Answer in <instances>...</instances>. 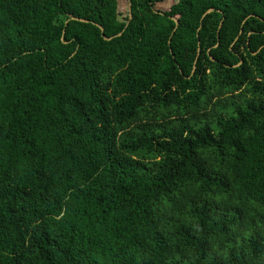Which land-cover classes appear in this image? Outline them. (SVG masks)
<instances>
[{"label": "trees", "instance_id": "16d2710c", "mask_svg": "<svg viewBox=\"0 0 264 264\" xmlns=\"http://www.w3.org/2000/svg\"><path fill=\"white\" fill-rule=\"evenodd\" d=\"M125 1L0 0V264H264V0Z\"/></svg>", "mask_w": 264, "mask_h": 264}, {"label": "rangeland", "instance_id": "374dc122", "mask_svg": "<svg viewBox=\"0 0 264 264\" xmlns=\"http://www.w3.org/2000/svg\"><path fill=\"white\" fill-rule=\"evenodd\" d=\"M176 0H159V2L155 5V10L157 11H166L169 6L174 3ZM119 12L122 14L126 13L128 9V3L125 0H119L118 6Z\"/></svg>", "mask_w": 264, "mask_h": 264}, {"label": "water", "instance_id": "95a60500", "mask_svg": "<svg viewBox=\"0 0 264 264\" xmlns=\"http://www.w3.org/2000/svg\"><path fill=\"white\" fill-rule=\"evenodd\" d=\"M129 12H130V5H129ZM212 12H213V11L210 10V11H208V12L206 13V15H207V14H210V13H212ZM70 20H71V21H76V22H81V23H88V21L81 20V19H76V18H73V17H71ZM172 21H174V20L172 19ZM174 23H175V26H176V29H177V28H178V23H177L176 21H174ZM221 26H222V23H221V25H220L219 28H221ZM176 29H175V31H176ZM101 33H102V37H104V36H103V31H102V29H101ZM104 39H105V38H104ZM105 40H107V39H105ZM211 60L213 61V59H211Z\"/></svg>", "mask_w": 264, "mask_h": 264}]
</instances>
